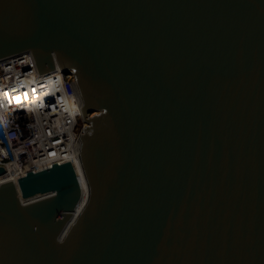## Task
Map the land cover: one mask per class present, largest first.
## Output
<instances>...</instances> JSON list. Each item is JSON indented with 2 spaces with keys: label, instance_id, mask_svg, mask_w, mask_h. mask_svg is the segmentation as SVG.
<instances>
[{
  "label": "water",
  "instance_id": "95a60500",
  "mask_svg": "<svg viewBox=\"0 0 264 264\" xmlns=\"http://www.w3.org/2000/svg\"><path fill=\"white\" fill-rule=\"evenodd\" d=\"M25 50L76 81L89 195L61 238L70 163L0 184V264H264V0H0Z\"/></svg>",
  "mask_w": 264,
  "mask_h": 264
},
{
  "label": "built area",
  "instance_id": "2783aa9c",
  "mask_svg": "<svg viewBox=\"0 0 264 264\" xmlns=\"http://www.w3.org/2000/svg\"><path fill=\"white\" fill-rule=\"evenodd\" d=\"M51 70L41 71L31 52L0 58V165H28L22 177L80 157L83 103L73 76Z\"/></svg>",
  "mask_w": 264,
  "mask_h": 264
},
{
  "label": "bare ground",
  "instance_id": "6f19581e",
  "mask_svg": "<svg viewBox=\"0 0 264 264\" xmlns=\"http://www.w3.org/2000/svg\"><path fill=\"white\" fill-rule=\"evenodd\" d=\"M25 52L30 53L31 51L25 50ZM10 55H12V54H10ZM32 55H33V53H32ZM54 68L55 69H61L59 64H58V61H56V65ZM49 71H52V70H49ZM75 83H76V81H75ZM75 85H76L77 91L79 93V96L81 98V102L83 103V99H82L80 91L77 87V84H75ZM63 164H65V163H63ZM70 164H71V167L67 168L68 171L66 170V177L65 178L68 180H70V179L77 180L78 183L80 184V186L82 187L83 192H82V197H81L79 203L77 204L76 209L74 210L71 219L69 220V222L65 226L64 230L61 232V238L64 237V235L68 232V230L70 229L73 222L79 216L80 212L82 211V209L86 205L88 195H89L88 181H87L85 171H84V168H83V165L81 162V158L80 157H79V159L77 158V161L74 165L72 163H70ZM25 167H27L26 169H29L28 165H24V166L19 167L17 165L16 161L7 163V168H6L5 172L0 175V184L5 183L7 181H14L16 186H17L18 196L21 199L22 203H24V204H28V203L40 200L42 198L52 196L56 193V189H55L53 184H50L47 187L42 188V189L33 190L30 193L25 192L23 190L22 185H21V179L23 178L22 176H24L26 174V170L24 169ZM44 171H46V170L36 168V173H42Z\"/></svg>",
  "mask_w": 264,
  "mask_h": 264
}]
</instances>
